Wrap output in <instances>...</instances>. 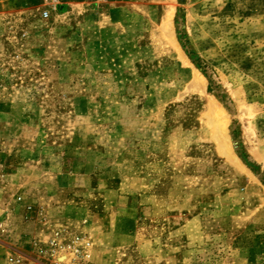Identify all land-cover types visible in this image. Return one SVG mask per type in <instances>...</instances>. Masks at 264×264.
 Returning a JSON list of instances; mask_svg holds the SVG:
<instances>
[{"label": "rangeland", "instance_id": "374dc122", "mask_svg": "<svg viewBox=\"0 0 264 264\" xmlns=\"http://www.w3.org/2000/svg\"><path fill=\"white\" fill-rule=\"evenodd\" d=\"M40 7L0 0V264H264V0Z\"/></svg>", "mask_w": 264, "mask_h": 264}, {"label": "built area", "instance_id": "2783aa9c", "mask_svg": "<svg viewBox=\"0 0 264 264\" xmlns=\"http://www.w3.org/2000/svg\"><path fill=\"white\" fill-rule=\"evenodd\" d=\"M64 3L65 0H41L40 13L44 18H50ZM89 247L90 241L80 236L72 239L69 245L64 244L60 232H56L47 239L33 241V248L38 257L11 256L9 261L12 264H88L90 262Z\"/></svg>", "mask_w": 264, "mask_h": 264}]
</instances>
